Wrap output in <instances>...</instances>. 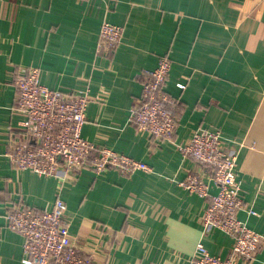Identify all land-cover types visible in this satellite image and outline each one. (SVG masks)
<instances>
[{"label": "crops", "instance_id": "crops-1", "mask_svg": "<svg viewBox=\"0 0 264 264\" xmlns=\"http://www.w3.org/2000/svg\"><path fill=\"white\" fill-rule=\"evenodd\" d=\"M103 23L122 29L108 55L97 53ZM162 57L176 129L153 143L131 108L141 75ZM22 67H37L50 90L86 94L82 136L150 170H83L62 184L10 165L5 152L26 118L15 101ZM196 132H219L237 151V216L262 241L251 264H264V0H0V264H25L6 211L16 203L49 210L57 198L73 240L83 244L102 226L101 264H191L199 243L228 256L233 239L201 222L217 186L179 150ZM190 175L208 184L207 197L180 185Z\"/></svg>", "mask_w": 264, "mask_h": 264}, {"label": "built area", "instance_id": "built-area-1", "mask_svg": "<svg viewBox=\"0 0 264 264\" xmlns=\"http://www.w3.org/2000/svg\"><path fill=\"white\" fill-rule=\"evenodd\" d=\"M89 1V0H81ZM122 29L103 23L97 53L108 55L120 41ZM171 63L162 57L157 66L141 75V93L131 108L139 131L153 143L171 140L176 121L171 107L174 99L163 88ZM17 109L25 115L22 130L8 144L5 157L18 170L55 177L63 184L65 175L75 179L77 173L89 170L100 175L113 169L121 175L150 170L146 163L108 148H97L82 136L86 121V94L53 91L40 83L37 67H22L16 75ZM184 157L194 159L217 186L201 222L206 231L218 228L233 239L225 258L211 255L202 243L196 247L191 264H251L262 244L260 236L238 218L242 207L239 182L235 177L237 151L225 148L219 132H196L179 147ZM201 197L208 196V184L196 175L180 183ZM66 205L57 198L49 210L37 211L16 203L4 214L6 226L23 237L25 264H101L99 233L102 226L83 244L70 237L65 222Z\"/></svg>", "mask_w": 264, "mask_h": 264}]
</instances>
